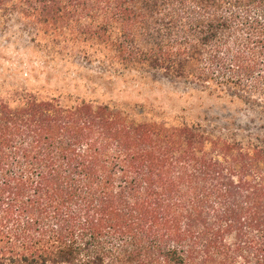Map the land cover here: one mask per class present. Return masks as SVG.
Masks as SVG:
<instances>
[{"label":"trees","instance_id":"16d2710c","mask_svg":"<svg viewBox=\"0 0 264 264\" xmlns=\"http://www.w3.org/2000/svg\"><path fill=\"white\" fill-rule=\"evenodd\" d=\"M13 20L105 77L264 109V0H0ZM181 118L0 97V264H264V138Z\"/></svg>","mask_w":264,"mask_h":264},{"label":"rangeland","instance_id":"374dc122","mask_svg":"<svg viewBox=\"0 0 264 264\" xmlns=\"http://www.w3.org/2000/svg\"><path fill=\"white\" fill-rule=\"evenodd\" d=\"M49 50L16 20L0 29V97L26 88L45 96L72 94L100 102L137 103L171 119L184 117L264 138V109L231 103L163 78L134 74L108 78L95 65L59 57Z\"/></svg>","mask_w":264,"mask_h":264}]
</instances>
